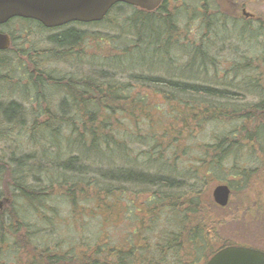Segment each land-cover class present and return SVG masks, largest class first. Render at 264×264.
<instances>
[{
  "label": "rangeland",
  "instance_id": "rangeland-1",
  "mask_svg": "<svg viewBox=\"0 0 264 264\" xmlns=\"http://www.w3.org/2000/svg\"><path fill=\"white\" fill-rule=\"evenodd\" d=\"M232 1H236L238 6L235 7ZM163 4L165 12L176 18L177 34L172 37L171 49L168 52L171 59L162 55L158 61L160 68L153 71H148L147 68L141 70L146 75L174 77L176 80L203 83L210 87L224 89L228 91V97L211 100V102L220 104L221 109L235 112L225 117L219 115L216 118L199 117L191 120L187 131H183L181 123L175 120L178 114L176 110L183 111V108L177 105V101L168 102L162 95L155 92L153 86L142 87V93L146 95V115L138 112L141 116L136 118L138 123L119 115L121 123L117 125L113 121L111 130L126 139L129 135L134 138L128 146L129 161L144 163L150 151L153 152L152 155L163 151L166 155L162 160L168 163V170L173 177H177L188 173L192 167H199L197 160L200 157L213 155L212 148L218 137L231 136L237 130L235 136L241 135V137L246 134H255L256 131L264 133V100L261 101V97L264 96V62L260 60L261 56L264 57V49L257 48L258 44L254 43V37H252H257L260 45L264 44V0H164ZM242 8L254 18H245L241 13ZM132 10V7L119 4L100 22L67 24L49 30L20 20H14L9 25L0 27L1 30L11 31L14 35H18L16 30H19L20 34H23V39H27L28 44L24 48L28 47L26 51L30 54L28 57L30 62L23 67L15 57H7L3 60V62L6 61V66L0 71V168L2 170L0 198H9L10 203L6 206L5 212H12L25 221L26 226L21 229L24 231L28 229L29 232L24 233L23 239L31 240L28 245L25 244L20 249V264L25 263L26 255L28 258L31 256L34 244L37 247L48 246L53 252H65L75 247L81 253L88 245H103L109 242L110 245L124 250L128 249L132 242L137 245L144 243L141 237H145L151 243L160 242L158 237L165 235L167 230L176 229L175 225L179 218L173 213L168 210L164 212L158 210L150 214L149 208L142 205L149 194L148 192L143 194L146 188L140 184L127 183L124 186L119 183L111 184L110 180H100L97 174L89 173L91 182L99 181L103 185H108L101 184L103 190H112L110 194L112 198H107L106 191L100 189L102 195L106 197L103 199L110 206H107V203L103 205L101 201H96L95 206H91L93 202L84 200L80 188L85 186L83 179L87 175H81L78 178L74 172L54 166L75 155V150L71 147L75 134H80V138L84 139L86 144H90L91 140L87 137L83 124L78 122L77 126L76 123L72 124L73 121L63 123L58 119L61 115L59 105L62 97L59 89L54 86L40 89L34 85L35 78L40 79L42 75H46L47 80L52 83H59L58 85L61 81L57 79L63 77L66 79L65 76L69 73L72 75L76 73L77 78L80 79L86 76L98 79L96 73L100 70L103 73L109 72L113 79L127 81V75L136 58L140 60L143 57L145 63H148L147 61L151 62L149 59L151 56L152 60L157 61L150 54L151 51L145 50L138 53L137 50H133L129 37L124 35L126 34L123 28L125 25L121 26V19L130 16ZM213 22L221 24V27L213 28V25H208ZM70 27L80 31L81 38L77 48L66 54L65 58L60 59L61 53L57 54L59 49L54 48L55 46L51 45L47 39ZM235 28L239 32L243 28V35H239ZM24 30L29 33V36L23 32ZM29 43L32 45V51ZM195 48H204L212 57V60H208L207 66H203L200 70L196 69L199 60L194 64L191 56ZM153 65L156 66L155 63ZM188 65L189 68H187ZM33 69L37 73L33 72ZM132 70L135 69L132 68ZM193 70L199 73V77L197 76L199 80H193L195 77ZM40 95H46L47 99L43 100ZM11 100L21 106V112L16 114L19 118L22 117L21 121L8 123L3 118L2 107L4 108ZM209 103L204 105L209 107L213 104ZM259 103H261L258 109L260 112L254 109V105ZM47 113H55L52 119L54 124L50 123L54 127H51L48 122L45 124L46 127L44 126ZM171 130L173 134L176 132L180 134L181 131L185 133L180 134L179 139L178 135H175L178 136L177 138H172L169 137V134H172ZM147 132L149 134L154 132L159 144L154 145V141L146 139L143 142L142 138ZM162 136L163 139H161ZM240 140L244 139L240 138ZM157 145H160V150ZM245 146L238 150L239 157L237 156L236 160H239L240 166L247 164L256 168V174L251 178L248 186L241 185L240 179L233 175L229 158L223 160L222 169L214 171V177H209L207 184L202 182V174L198 175L197 179L187 178L186 181L189 185H193V190L200 193L196 194L199 204L205 206V210L211 217L226 219L225 229L222 232L218 230L220 239L225 238L228 242L231 240L236 244H247L264 250V145L255 141L252 150H248ZM78 148L80 151L84 148V157L89 152L88 145L85 147L78 145ZM155 156L160 158L159 154ZM87 162L93 164L90 160ZM136 162H133L134 166ZM103 164V168L108 167L107 164ZM120 164L117 163V165ZM16 165L20 168L16 169ZM45 169L50 172L45 173L43 171ZM14 171L16 180L21 179L23 190L26 188L28 190V187L35 190L45 188L44 195L48 194L49 199L45 204L44 213L38 215L33 213L36 212L34 206L38 205V202H29L23 193L14 188L15 185H12ZM201 172H204V168ZM233 177L236 178L233 179ZM77 180L80 182L74 188H70V190L73 189L74 198L77 201V205H73L66 191L68 185ZM51 181L53 183L59 181L61 188L65 190L61 193L59 185L51 186ZM63 181H67L66 186L62 185ZM218 184H228L231 188L230 200L224 207L212 205L214 203L212 190ZM187 187L188 185H185L181 189L172 190L171 193L174 195L184 193L186 198L189 195ZM37 191L39 196L44 193ZM120 191L124 193L120 202L113 203L115 195H119ZM98 205H102L101 208ZM258 205L263 206L262 212H253L252 215L246 212L248 207L253 208ZM180 209H187V206L184 205ZM234 216L244 218L232 220ZM142 217L146 222L138 237L140 233L136 226H141L138 220ZM147 219L152 222L149 223ZM190 235L189 227L182 231L183 251L186 249L190 252L193 249L188 240ZM217 241V238H213L208 244L209 246L211 243L219 245L221 242ZM143 252L144 256L150 255L149 250L148 252L143 250ZM176 254L183 255L178 251L170 252L167 254L168 260L174 263ZM0 259H5L8 264H16L17 257L10 252L2 251ZM204 262L200 261L198 264H204Z\"/></svg>",
  "mask_w": 264,
  "mask_h": 264
},
{
  "label": "trees",
  "instance_id": "trees-1",
  "mask_svg": "<svg viewBox=\"0 0 264 264\" xmlns=\"http://www.w3.org/2000/svg\"><path fill=\"white\" fill-rule=\"evenodd\" d=\"M163 2L156 9L157 12H147L132 7L133 12L130 16L121 19V26L125 25L123 28H125L126 34L124 35H127V38L129 37L128 39L131 42V48L137 50L138 53L145 50L151 51L150 54L157 59V61L152 60L153 58L150 56L149 59L151 62L147 61L148 63H145L143 57L140 60L136 58L131 66L135 70L130 68V73L127 75V81L119 80L117 78L113 79L109 72L103 73V71L100 70L96 73L98 79L91 78L90 76L80 79L77 78L76 73H74L75 77L69 73L65 76L66 79L64 77L57 79L61 81V84L58 85L59 83H52L47 80L48 77H46V75H42L40 79H35L34 85L40 89L47 87L52 88L53 86L59 89L62 93V98L59 105L61 115L58 116V119L63 121V123L66 121L69 123L73 121L72 124L75 125L76 123L77 126L78 122L83 124L86 135L91 140L90 144H86L85 140L80 138V134H75L74 132L75 138L72 141L71 145L73 146L71 147L74 148L75 155L69 157L65 161L62 160L58 162L57 160H54L56 163L58 162V164L54 166L58 169L63 168L72 173L74 172L78 178L81 175H87L83 179L85 186L80 188L84 200L87 202H93L91 206H95L96 201H101L102 204L105 205V203H107L105 199H103L105 196H107V198H112V195H110L112 190H103L102 182H91L89 173L97 174L98 177H100V180H110L111 184L119 183L122 186L127 183L140 184L146 188L143 191V194L146 192L149 194L144 200L145 204L143 203L142 205L149 208L150 214L156 213L158 210L162 212L168 210V212L173 213L179 218L175 225L176 229L172 228L169 231L167 230L165 235L158 237L160 242L155 241V243H151L145 237H141L144 243H139V245H137L132 242L130 243V247L124 250L114 245H110L109 242L103 245H88L81 253H79L80 251L75 247H71L65 252H53L48 246L37 247L34 244L33 252L30 254L31 256L29 258L28 255L24 257V264H198L200 261L206 262L207 259L221 247L227 245H245L236 244L231 240L228 242L223 237V239L219 238L218 230L220 229V232H222V230L225 229V226L227 225L226 219H214L211 217L208 211L205 210V206L199 204L200 201L197 199L196 194L200 193L193 190V185H189L186 180L187 178L197 179V176L202 174V182L207 184L208 178L214 177V171L222 169L223 160L229 158L234 172L233 175L240 179L239 181L241 185L248 186L251 178L256 174V168L247 166V164L240 166V162L239 160H236V157H239L238 150L245 145L248 150L253 149L252 146H254L255 141L264 145L263 132L256 131L255 134H246L241 137V135L235 136L238 132L237 130L231 136L218 137L212 148L213 155H204L200 157L197 160L199 167H192L193 169L191 168L192 170L190 169L188 173L173 177L170 170H168V163L162 160L166 155L163 151L155 154H159L160 158L152 155L153 152L150 151L149 155H146L144 163L129 161L127 159L129 151L128 146L132 143L134 138L132 135H129L126 139V137H123L118 133L115 134L111 130L113 121L117 125L121 123L118 117L119 115H121V117L124 116L129 120L133 119L134 123H138L136 120L137 117L141 118L138 112H143V115H146V95L142 93V87L149 88L150 86H153L155 92L162 95L168 100V102L177 101V105L183 108V111L176 110L178 114L175 116V120L181 123L183 131H187V126L190 125L191 120H196L199 117L203 118L204 116H209L216 118L217 115L225 117V115H233L232 113L235 114L233 109V111L226 109V113L225 109H221L222 106L220 104L211 102V100L214 101L219 100V98H227L229 93L224 89L210 87L203 83L197 84L184 80H176L174 77H160L152 74L146 75L144 71L141 70L147 68L148 71H153L156 68H160L158 61L159 57L162 55L165 56V58L167 57V59H171L168 52L171 49V39L177 34L175 28L176 18L165 12L166 10ZM118 5L119 4L113 6L111 10ZM106 17L107 15L104 19ZM213 23H208V25H213V28L221 27V24L216 22ZM235 29L237 32V28ZM242 32H244L243 28L239 32V35H243ZM80 36V31L74 27H70L49 37L47 40L50 41L49 43L51 45L55 46L54 48L59 49L57 54L61 53V56H58L61 59L65 58V55L69 54L70 51L77 48V43L81 38ZM252 37H254V43L258 44L257 48L261 47L264 49V44L260 45L258 43V38L255 36ZM206 51L207 50L204 48L194 49V54L191 55L194 64L199 60V65L197 64L196 69L200 70L203 66H207V63L212 60V57ZM9 56H11L10 53H3L0 55L3 60L7 59ZM260 60L264 62V57L261 56ZM2 62L0 63V71L6 66V61ZM154 63L156 66L153 65ZM188 64L190 65V63ZM189 65L187 68H189ZM194 72L193 76L195 77L193 80H199L197 79L199 73L196 71ZM263 100L264 96L261 97V101ZM208 102H210L209 104H213L207 107V105L204 104ZM260 105L261 103H259V105H254V109L258 110ZM19 111L21 112V106L19 104L9 102L4 108L2 107L1 113L6 122L12 123V121L15 122L22 120V117L19 118L16 116L17 113L19 114ZM258 111L260 112V110ZM54 116L55 113H47V118L44 123L45 127L46 122H48L49 125L50 123L54 124L52 121ZM50 126L54 127L53 125ZM53 130L56 133L55 128H53ZM183 131H181V135H184L185 132ZM180 134L177 132L174 134L172 133L169 134V137L177 138L179 136V139L181 136ZM175 135L178 136L176 137ZM164 136L166 137V135ZM163 138L164 137L162 136L161 139ZM240 138H243L245 141H241ZM142 139L143 142H145L144 140L146 139L148 141H154V145L159 144V142L156 141L157 137L154 132L151 134H149V132H147V134L145 133ZM84 144L88 145L89 148V152L86 153L85 157L84 148H82V151L78 148V145H80V147H85ZM157 146L160 150V145ZM153 148L156 147L153 146ZM19 160H21V158ZM88 160L92 161L93 164H89L87 162ZM112 160L114 162H112ZM133 162H136V166L133 165ZM103 163L107 164L108 167L103 168ZM117 163L121 164L117 165ZM92 166L94 167L92 168ZM15 168L19 169L20 166L17 167L16 165ZM202 168H204L203 173L201 172ZM43 171H45V173L50 172L48 169ZM0 172L2 173L1 170ZM13 174L14 179L12 185H15L14 188L19 190L20 193H23V196H26L29 202H38V205L34 206L36 212L33 213L37 215L44 213V211H46L45 204L49 199L48 194L44 195L45 192L43 190L45 188L37 189L44 192L41 196H39V191L35 189H30L28 187V190L27 188L26 190H23L20 183L21 179L20 181H17L16 172L14 171ZM92 178L94 177L92 176ZM234 178L236 177H233V179ZM58 182L59 181L53 183L51 181L50 185H57V187L59 185L62 193L65 189L61 188V184ZM78 182L80 181H73L68 185L66 191V194L71 198L73 205H77V201H75L73 189L70 190V188H74ZM62 185L66 186L67 181H63ZM185 185H188V197L185 198L184 193L180 195H174L171 193L172 190L181 189ZM25 186L27 187L28 185ZM100 189L106 191L105 196L102 195ZM123 194L124 193L120 191L119 195H115L113 203L120 202ZM108 205L110 206V204L107 203V206ZM184 205L187 206V209H180V207H183ZM212 205H214V203ZM260 205L253 208L248 207L246 212H248L249 215H252L253 212H262L263 206L260 207ZM101 206L102 205H98L99 208H101ZM244 212L245 211H243V213ZM37 215H35V217H37ZM143 218L144 217L138 220L141 223V226H136L137 231L140 233L138 237L141 235L144 223L146 222ZM240 218L234 216L232 217V220H239ZM147 220L149 223L152 222L150 219ZM25 226V221H23L21 217L12 214V212L0 213V252L12 253V255L17 257L16 264H20V249H22L25 244L28 245L31 241H24L23 239L24 233L29 232L28 229L26 231L21 229ZM188 227L190 228L191 233L188 240L191 242L190 244L193 248L190 252L186 249L185 251L182 250L184 244L182 243L181 234L182 231ZM137 234L135 235L137 236ZM213 238H217V242L221 243L219 245H213L211 243L209 246L208 243ZM134 239H136V237ZM245 246L249 245L246 244ZM143 250H145V252H148L149 250L150 255L144 256L142 254L144 253ZM175 251L183 253V255L176 254L173 263L168 260L167 254L170 252L174 253ZM153 252H155V254H152ZM0 264L8 263L5 259H0Z\"/></svg>",
  "mask_w": 264,
  "mask_h": 264
},
{
  "label": "water",
  "instance_id": "water-1",
  "mask_svg": "<svg viewBox=\"0 0 264 264\" xmlns=\"http://www.w3.org/2000/svg\"><path fill=\"white\" fill-rule=\"evenodd\" d=\"M162 0H0V24L13 17L33 19L46 28H56L71 22L101 21L109 9L124 3L141 10L152 11ZM244 16L248 13L242 10ZM8 46V37L0 32V50ZM213 202L219 207L228 204L230 188L218 184L212 190ZM0 201V206H1ZM205 264H264V251L256 248L228 245L217 250Z\"/></svg>",
  "mask_w": 264,
  "mask_h": 264
},
{
  "label": "flooded vegetation",
  "instance_id": "flooded-vegetation-1",
  "mask_svg": "<svg viewBox=\"0 0 264 264\" xmlns=\"http://www.w3.org/2000/svg\"><path fill=\"white\" fill-rule=\"evenodd\" d=\"M164 0H162L163 2ZM209 1V0H208ZM233 5L236 7L238 6L236 3V1H232ZM244 8L241 9V13H242V10ZM248 13V12H247ZM243 15V14H242ZM244 16V15H243ZM245 18H254L252 14L248 13L247 16H244ZM14 20H20V21H27V22H31V23H34L36 24L39 28L41 29H45V30H49V28H45L44 26H42L39 22L35 21V20H31V19H26V18H20V17H15V18H12L10 20H8L6 23L0 25V27H5L6 25H9L10 23H12V21ZM72 25H77L78 23L74 22V23H70ZM67 25V24H66ZM51 29H55V28H51ZM0 32L6 34L8 36V40H9V43H8V47L4 50H0V55H2L3 53H10L11 54V57H15L17 62L20 64L21 67L25 66V64H28L30 62V59L28 57H30V54L26 51V49L28 48H24V46H26L28 43H27V39L24 40L23 39V34H20V31L19 30H16V32L18 33V35H14L13 32L11 31H3L0 29ZM25 34H28L29 36V33L25 32V30L23 31ZM31 43H29L30 45ZM32 45L29 46L30 50L32 51ZM34 51V50H33ZM58 51V50H57ZM33 53V52H32ZM3 61V58L0 57V63ZM28 62V63H27ZM3 63V62H2ZM36 70L33 69V72H35ZM37 73V72H35ZM0 77H1V74H0ZM39 77V76H38ZM36 79V78H35ZM41 98L43 100H46L47 97L46 95H40ZM39 97V96H37ZM62 98V97H61ZM61 98H60V101H61ZM10 102H13L12 100ZM15 103V102H14ZM1 170V168H0ZM2 171V170H1ZM1 173V172H0ZM0 201H1V206H0V213H6L5 212V208L6 206H8V204L10 203V200L8 197H2L0 198Z\"/></svg>",
  "mask_w": 264,
  "mask_h": 264
}]
</instances>
